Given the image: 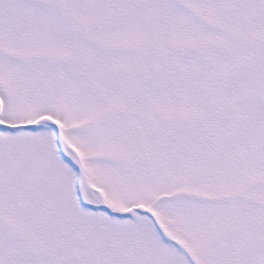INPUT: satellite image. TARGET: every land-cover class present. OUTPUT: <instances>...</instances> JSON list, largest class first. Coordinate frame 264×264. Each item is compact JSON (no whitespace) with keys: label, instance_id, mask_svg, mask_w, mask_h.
<instances>
[{"label":"snow or ice","instance_id":"6c2138e0","mask_svg":"<svg viewBox=\"0 0 264 264\" xmlns=\"http://www.w3.org/2000/svg\"><path fill=\"white\" fill-rule=\"evenodd\" d=\"M0 264H264V0H0Z\"/></svg>","mask_w":264,"mask_h":264}]
</instances>
